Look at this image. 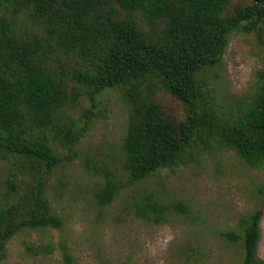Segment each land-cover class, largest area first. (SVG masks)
Here are the masks:
<instances>
[{
    "label": "rangeland",
    "instance_id": "374dc122",
    "mask_svg": "<svg viewBox=\"0 0 264 264\" xmlns=\"http://www.w3.org/2000/svg\"><path fill=\"white\" fill-rule=\"evenodd\" d=\"M229 1L228 15L254 2ZM108 11L146 36L169 28L165 41L176 38L167 22L151 24L114 4ZM0 19L11 35L45 55L42 64L58 84L34 120L16 107V127L62 160L48 172L0 145V211L25 216L40 177L50 209L46 226L16 227L0 264H69L64 253L70 264H243L244 230L264 200V162L245 161L220 130L240 107H253L264 83V23L248 21L224 43L200 50L195 145L183 161L135 181L125 167L133 110L128 89L149 88L153 102L176 123L184 120L186 106L155 72L99 92L81 85L69 62L54 52L46 23L1 2ZM215 55L218 61L210 62ZM258 255L264 261V209Z\"/></svg>",
    "mask_w": 264,
    "mask_h": 264
},
{
    "label": "trees",
    "instance_id": "16d2710c",
    "mask_svg": "<svg viewBox=\"0 0 264 264\" xmlns=\"http://www.w3.org/2000/svg\"><path fill=\"white\" fill-rule=\"evenodd\" d=\"M13 11L26 9L50 27L54 52L67 60L74 79L97 92L149 72L160 75L170 92L186 106L180 123L164 115L153 102L149 88L133 87L126 97L133 110L125 146V167L132 180H140L174 162L185 159L195 145L198 123L195 75L202 67L200 50L214 42H225L229 34L248 21L264 23V0L236 9L228 15L229 0H0ZM140 13L146 20L167 22L175 40L168 44L169 28L155 30L151 37L131 23L114 18L108 7ZM166 23V24H167ZM8 22L0 19V137L11 153L38 161L50 172L61 158L42 142L27 140L16 127V107L31 119L51 101L58 84L50 67H44L36 45L11 35ZM216 63L215 55L210 62ZM132 88V87H130ZM86 118L91 114L86 113ZM220 132L248 163L264 162V83L253 107H241L227 119ZM77 137L73 139L74 143ZM73 144V143H72ZM45 180L38 178L25 216L0 211V262L6 256V242L18 225L46 226L50 209L45 199ZM260 193L264 196V190ZM264 200L248 222L243 237V264H264L258 255ZM71 263V255L63 254Z\"/></svg>",
    "mask_w": 264,
    "mask_h": 264
}]
</instances>
